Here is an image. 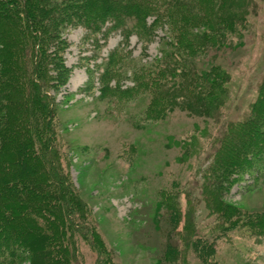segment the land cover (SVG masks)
Returning a JSON list of instances; mask_svg holds the SVG:
<instances>
[{
	"label": "rangeland",
	"instance_id": "rangeland-1",
	"mask_svg": "<svg viewBox=\"0 0 264 264\" xmlns=\"http://www.w3.org/2000/svg\"><path fill=\"white\" fill-rule=\"evenodd\" d=\"M131 1L73 2L74 14L80 6L92 9L83 12L78 24L63 23L59 37L66 45L61 58L64 78L49 67L42 77L53 104L59 170L87 208L81 222L93 229L92 235L66 230V236H73L67 264H264V236L247 233L240 225L232 228L233 220L240 223L264 212V165L256 172L250 168L214 177L216 153L226 159L225 154L236 151L230 144L240 145L236 137L241 129L222 143L224 128L231 123L245 126L264 81V0H212L214 19L226 12L231 27L221 37L214 35L219 43L208 42L205 30L201 52L183 58L196 75H207L211 66L224 74L226 81L211 97L207 85L201 84V94L189 81L181 86L177 76L182 73L175 67L157 76L154 68L166 61V50L178 52L174 41L183 38L178 34L168 39L161 16L148 35L125 31L128 20L112 29L114 11ZM170 1L173 5L157 0L158 7L172 10L170 22L177 31L189 16L179 12L177 18L180 8L204 20V12L194 9L205 7L206 0ZM99 3L106 9L100 16ZM198 30L193 22L187 31L190 36ZM171 59L178 61L175 55ZM136 72H148L155 87L143 86L133 76ZM176 81L184 88L172 90ZM11 83L10 78L8 109L5 116L0 114V123L10 132L19 125L12 115L17 99ZM33 148L41 152L35 143ZM6 150L0 142L1 157ZM8 150H15L14 145ZM33 218L46 228L40 215ZM189 237H201L212 248L204 256L197 254L198 244L186 243ZM24 257L12 259V264H30ZM4 258L0 255V263Z\"/></svg>",
	"mask_w": 264,
	"mask_h": 264
},
{
	"label": "trees",
	"instance_id": "trees-1",
	"mask_svg": "<svg viewBox=\"0 0 264 264\" xmlns=\"http://www.w3.org/2000/svg\"><path fill=\"white\" fill-rule=\"evenodd\" d=\"M206 1L203 2L205 7L194 9L198 14L204 12V18H202L204 20L195 17L196 15L194 16L188 9L178 10L177 18L181 12L189 13L188 17L183 18L185 24L181 27V32L176 30L177 27L172 28L173 23L170 22L172 10L165 8L161 10L162 6L158 7L157 0H133L128 5H124L118 11H114L113 20L116 22L111 27L117 28L128 20L130 26L126 27L125 31L128 30V33L136 35H148L161 16L163 23L167 25L168 35L167 32L165 34L167 38L177 37L178 34L183 38L174 41L178 52L166 50V54L169 53L168 57H164L166 61H161V67L157 65L158 67L154 68L157 76L161 75V71L164 73L168 66L175 67L182 73L177 76L178 80L181 79V86L189 81L191 88H196L194 91L201 94L203 87L207 85L206 94L207 97H211L215 90L222 88L221 85L226 81L224 74L219 72L217 66H211L207 75L205 73L196 75L197 71L190 69L188 60L183 59L186 56L195 57L201 52L205 42L202 33L205 30L206 32L209 30L208 35H204L208 42L219 43L221 41L218 37L223 36L226 29L231 27L232 21L228 19L226 12L219 18L215 17L218 25L213 17L214 2ZM73 2L77 3V0H0V114L5 116L8 109L10 91L6 83L11 78L12 88L16 87L15 98L17 99V104L12 108V115L16 118L14 121L19 124L12 127L10 132L6 124L0 123V142L3 149L9 152L0 156V255L8 257L4 258L0 264H12V259L17 260L21 256H25L24 258L30 264H67L70 258L67 248L70 245L73 246V236H66V230L68 229L67 232L71 233L80 229L89 235L93 234L92 227L83 225L81 222L88 214L87 208L66 183L65 175L62 171L60 172L54 155L56 132L53 128V104L46 90L44 78L42 80L45 69L48 67L56 71L57 78L61 80L64 78L61 58L66 45L59 37L65 28L63 23L78 24L84 17L83 12L92 9L91 5L80 6L74 14L72 12L77 5ZM167 2L173 5L170 0ZM176 4L179 7L182 6L179 2ZM208 7H210L209 11L206 10ZM104 10L106 9L99 3L96 8L99 16ZM207 11L211 14L209 21L205 15ZM149 18L152 19L150 23L147 22ZM193 22H197L199 30L189 36L190 32L187 30ZM241 23L243 21H240V25ZM121 32L123 35V28ZM215 34L218 35L217 39L214 38ZM173 55L178 59L177 62L171 59ZM113 57L112 54L111 60ZM210 73L216 77L209 78ZM148 75V72L141 74L136 72L133 76L142 80L143 86L146 85L148 89L149 86L155 87L154 83H156V80H150ZM112 76H114L113 72L110 74V77ZM57 78L56 81H59ZM105 79H101L104 84ZM195 84L198 85L195 86ZM19 86L25 87L22 89ZM102 86L107 87V84ZM172 86V90H178L181 87L178 81ZM199 86L202 88H198ZM258 89V97L250 107L245 126L241 128L239 124L231 123L223 130L222 143L227 142V137H231L234 130L241 129L236 137L240 145L232 142L230 145L235 146V148L232 147L236 151L225 154L226 159L220 156L222 153H216L215 164L218 168L215 169V179H222L230 173L240 174L250 168L256 172L261 165H264V81ZM12 131L13 138L8 134L9 132L12 134ZM34 143L41 152L34 151ZM12 145L15 150L10 152L8 149L12 148ZM219 169L221 171L217 172ZM34 214L44 219L46 228L38 224L33 218L36 216ZM237 220H233L232 228L240 225L246 229L247 233L264 236V212L244 218L240 223ZM191 224L192 220L189 218L188 225ZM47 231H52L51 235L45 234ZM188 239L186 243H190L192 247L198 244L197 254L204 256L212 248L211 244L201 241V237ZM12 243H15L14 248ZM168 253L166 249V254Z\"/></svg>",
	"mask_w": 264,
	"mask_h": 264
}]
</instances>
